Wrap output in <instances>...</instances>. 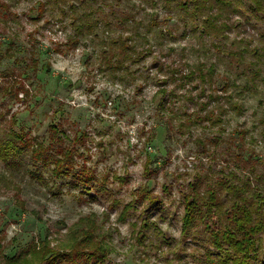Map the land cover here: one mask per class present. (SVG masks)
Returning a JSON list of instances; mask_svg holds the SVG:
<instances>
[{
  "label": "rangeland",
  "instance_id": "obj_1",
  "mask_svg": "<svg viewBox=\"0 0 264 264\" xmlns=\"http://www.w3.org/2000/svg\"><path fill=\"white\" fill-rule=\"evenodd\" d=\"M232 2L0 0V264H264V0Z\"/></svg>",
  "mask_w": 264,
  "mask_h": 264
},
{
  "label": "trees",
  "instance_id": "obj_2",
  "mask_svg": "<svg viewBox=\"0 0 264 264\" xmlns=\"http://www.w3.org/2000/svg\"><path fill=\"white\" fill-rule=\"evenodd\" d=\"M201 3V7H203L204 3L207 2V4H209L210 7V11H213L215 14H220L219 16H222V14H231L232 11L234 12L235 10H237V7L235 6L234 2H232V0H198ZM257 2V1H255ZM235 217L233 216V219ZM232 219V220H233ZM249 230V232L251 231V229H247ZM239 234L238 232H236V230H226L223 232L224 237L228 240H235L236 237L235 235ZM252 235V236H251ZM254 233H247L245 230H241V240L242 242H240V246L241 245H247L249 242H251L252 240H249L250 238H254ZM251 236V237H250ZM239 246V247H240ZM241 251V250H240Z\"/></svg>",
  "mask_w": 264,
  "mask_h": 264
}]
</instances>
